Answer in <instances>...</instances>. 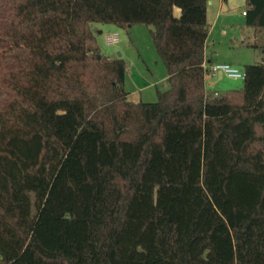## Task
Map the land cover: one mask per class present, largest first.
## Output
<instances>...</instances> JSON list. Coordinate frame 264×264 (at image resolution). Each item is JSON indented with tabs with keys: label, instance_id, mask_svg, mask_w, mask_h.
I'll return each mask as SVG.
<instances>
[{
	"label": "trees",
	"instance_id": "obj_1",
	"mask_svg": "<svg viewBox=\"0 0 264 264\" xmlns=\"http://www.w3.org/2000/svg\"><path fill=\"white\" fill-rule=\"evenodd\" d=\"M208 1L0 0V264H264V43L208 88ZM92 23L151 27L156 102Z\"/></svg>",
	"mask_w": 264,
	"mask_h": 264
},
{
	"label": "rangeland",
	"instance_id": "obj_2",
	"mask_svg": "<svg viewBox=\"0 0 264 264\" xmlns=\"http://www.w3.org/2000/svg\"><path fill=\"white\" fill-rule=\"evenodd\" d=\"M237 21L244 26L246 0H236ZM248 27V26H244ZM91 28L97 37L98 44L107 56L121 57L126 61V89L134 101L154 103L158 100V92L169 89L167 69L158 55L151 36V27L138 24L129 28H121L116 25L92 23ZM232 34V41L223 36L216 44L217 54L213 55V61L227 63L244 72L245 65L262 62V53L253 44L264 43V31L255 33L253 28L236 27ZM109 33H118L119 41L116 45H107L105 38ZM212 79V80H211ZM243 85L241 79L227 77L210 78L207 86L210 89L225 92L228 89L239 88Z\"/></svg>",
	"mask_w": 264,
	"mask_h": 264
},
{
	"label": "crops",
	"instance_id": "obj_3",
	"mask_svg": "<svg viewBox=\"0 0 264 264\" xmlns=\"http://www.w3.org/2000/svg\"><path fill=\"white\" fill-rule=\"evenodd\" d=\"M238 7L239 6L236 5V0L208 1L207 19L209 24V34L206 41L205 58L209 64L221 63L213 61V55L217 54L216 44L221 41L223 36H227L229 40L232 41V34L235 32L236 27L248 28L244 27L246 24L242 26V24L237 21ZM245 11L246 10L242 12L243 16H245ZM215 78H222V75L220 74Z\"/></svg>",
	"mask_w": 264,
	"mask_h": 264
},
{
	"label": "built area",
	"instance_id": "obj_4",
	"mask_svg": "<svg viewBox=\"0 0 264 264\" xmlns=\"http://www.w3.org/2000/svg\"><path fill=\"white\" fill-rule=\"evenodd\" d=\"M245 14V12H244ZM107 45H116L119 41V35L118 33H109L106 35L105 38ZM204 68L208 69V79L209 78H215L218 75H222V77H227L230 79H245V73L240 72L236 67H233L229 64L225 63H215V64H209L207 61L204 63Z\"/></svg>",
	"mask_w": 264,
	"mask_h": 264
},
{
	"label": "water",
	"instance_id": "obj_5",
	"mask_svg": "<svg viewBox=\"0 0 264 264\" xmlns=\"http://www.w3.org/2000/svg\"><path fill=\"white\" fill-rule=\"evenodd\" d=\"M118 57H121V53H118Z\"/></svg>",
	"mask_w": 264,
	"mask_h": 264
}]
</instances>
